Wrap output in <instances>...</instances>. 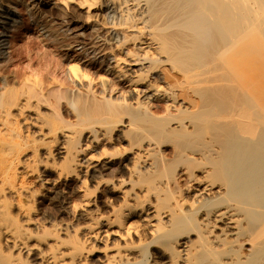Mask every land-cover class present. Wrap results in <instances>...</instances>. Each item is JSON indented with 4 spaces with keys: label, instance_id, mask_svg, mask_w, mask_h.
Segmentation results:
<instances>
[{
    "label": "bare ground",
    "instance_id": "obj_1",
    "mask_svg": "<svg viewBox=\"0 0 264 264\" xmlns=\"http://www.w3.org/2000/svg\"><path fill=\"white\" fill-rule=\"evenodd\" d=\"M23 2L0 0V73L11 63L6 37L13 6ZM60 4L85 10L94 38L65 45H82L79 55H92L89 61L106 67L112 79L98 83L109 97H77L81 90L93 95L96 77L75 62L66 67L69 90L61 89L68 83L56 73L52 77L45 99L55 96L57 104L50 120L40 113L29 118L28 110L25 118L32 99L41 103V77L23 75L21 87L13 89L12 79L0 74V235L27 230L22 220L34 223L30 201L37 190L30 186L40 177L38 167L50 163L61 167L49 184L55 200L57 185L75 176L81 185L120 194L112 219L98 221L99 231L89 232L105 243L104 251L114 238L121 241L103 253L105 264H264V2ZM118 93L120 99L111 101ZM60 101L73 104L76 123L62 120ZM119 126L128 147L115 143L110 149ZM49 135L52 145L42 142ZM40 141L48 147L46 161L37 154ZM31 147L30 165L25 152ZM107 171L126 177H114L113 184L112 176L104 178ZM150 200L154 204L146 206ZM85 202L94 205L95 198ZM85 254L74 251L71 260L82 262ZM9 263L0 258V264Z\"/></svg>",
    "mask_w": 264,
    "mask_h": 264
},
{
    "label": "rangeland",
    "instance_id": "obj_2",
    "mask_svg": "<svg viewBox=\"0 0 264 264\" xmlns=\"http://www.w3.org/2000/svg\"><path fill=\"white\" fill-rule=\"evenodd\" d=\"M23 1L24 2L22 4L20 3L13 6L15 7L13 10L14 14L11 16V19H13L9 23L10 28H8L9 31L7 32L8 34L6 37V42L8 44L6 57L9 59L11 58V63L7 66V68L5 67L0 74L2 78L8 76L12 79L10 85H12L13 89L21 87L19 83L20 79L23 78V75L28 77L29 80L34 79L38 76L41 77L44 86V90L42 91L41 96V103H39L38 100L36 101L35 99H32L29 106V108L31 109L29 110L28 107L25 109L24 117H27V113L29 118L32 116L39 117L40 115H37L38 113H40L43 115V118L50 120V116L54 114L52 112L54 111L52 107H54L53 103L56 100V97L51 96L50 94L48 95L50 97L46 96L47 99H52V97H55V100L52 99L51 102V99H49L50 101L45 99V95L48 92V89H50L51 87L53 88V84L51 85V82H53L54 78L52 77H54L56 73V75L59 76L58 78L61 77V80H63L64 83H68V79L66 77V67L70 64H74L75 62H79V66L81 67V69L87 72L90 77H96V86H94L93 95L87 93V90H85L86 92L84 90H81V93L79 92V95L76 94L78 95L77 97L84 98L85 96V98L91 97L96 98V100H104L106 98L105 100H107L109 94L106 95V93H103L101 91L102 86L98 83L101 81L99 79L103 77H106V79L108 80L112 79V76L105 74L106 67L98 63L89 61L88 59L92 55H90L88 58H85V56H83L82 54L79 55L83 51V49H81L82 45L74 46V49L72 50H70L69 47L67 48L66 46L73 40H77L79 42L87 44L94 38V32H92V28L89 26V23H87V15L85 13V10H79L74 5L68 8H64L61 4L59 5L60 0ZM262 1L264 2V0ZM36 52L40 54V58L36 57ZM38 59L40 61H37ZM54 64L56 65V67H54ZM48 66H51L49 70ZM33 73L36 74L34 75ZM43 78L45 79L43 80ZM83 85L86 86L87 83L83 82ZM69 86L70 84L68 83L64 88L61 89H68ZM84 93L88 95H85ZM73 96L74 94H72V98ZM112 99L111 101L120 99L119 93L112 96ZM35 102L40 105L36 106ZM41 104L43 107L41 106ZM55 104H57V102ZM59 106L60 108H58V111L60 112V116L63 117L62 120H66V123L71 122V124L77 122L76 113L74 112L75 110H73L74 107L72 109V103L70 105H67V103L61 102ZM61 108H63V111L61 110ZM14 109L16 108H12V111H14L13 113L17 114V109ZM16 114L15 116L17 117ZM41 120L43 119L41 118ZM121 128L123 127L119 126V128H117L119 129V133L116 131L114 135V139L117 140H115L114 145L108 146L110 147V149L112 148V146H115V143L117 147L120 148L121 146H124V148L128 147L127 143L123 141V138H127L125 137L126 134L124 135L120 132L121 130L123 131L124 128ZM44 138L45 139H43L42 142H48L49 145H52L50 143V135L45 136ZM29 140L33 141L35 139H31L29 137ZM126 140H128V138ZM119 144L121 146H118ZM44 145L43 143L38 145V148H40H37V154L38 156L42 154L39 156V158H41L40 160L46 161L44 159L45 157L43 155V152L47 150L48 147H44ZM31 151L33 152L32 147L29 149L27 148V151L25 152V159L29 157L27 162H30L32 159L34 160V157H31L33 156L31 155ZM168 152L169 151H167L166 153ZM58 161L61 162V160ZM31 162L33 163V161ZM31 162L29 163L30 165L32 164ZM46 165L47 167H45ZM50 167V163L39 166V170L37 169L36 172L40 174V177L36 181L32 182L30 186L33 190H37L34 198H32V200L30 199V205L33 207V210H31L30 212V216H32V218L34 217L33 219L35 221L33 224L26 222L25 224L22 220V225H24L23 228L25 229V227H27L28 230H23L25 233L21 230L17 232L18 235H20L19 239L23 236L21 238V243L23 242L22 246H19L20 241H18L19 239H17V233L13 236L16 237V242H13L14 240L12 237V233L0 235V258H2L4 261H7L8 263L11 262L12 264H58L61 261H64L67 264H105L103 262V259H101L103 253L110 252V247H112V250L115 249V245L120 247L122 243L119 239L114 238L112 243H106V245H109L110 247L108 246V251H104L105 243H101L97 238H92L89 232L97 233L99 231V226L96 224L98 221L112 219V209H117L122 204L120 194L118 192L106 194L104 190L102 191L103 188L96 189L94 184L88 182H86V185H81L78 182L79 177L71 176L72 178L69 179L68 182L64 181L57 185V194L60 200H55V197H53L54 195L51 193V186L49 184L56 179V174L57 172H59V168L61 167ZM25 171L28 172L29 168ZM39 171H41V173ZM107 172L106 175H104V178L112 180L113 175H110V172ZM121 175L123 174L120 173L119 175H116L118 177L117 180ZM124 176L125 174L123 175V177ZM114 177V180L112 182L113 184L117 181ZM20 179L22 180V178ZM87 193L89 195H86ZM87 196L95 198L94 205L85 204ZM61 201L65 202V204H61ZM152 204L154 203L151 202V200L145 203L146 206ZM10 211V213L12 214L13 212L14 214L16 212L14 211V209H10ZM42 212L44 213V215H46V217H44ZM132 221H134V226H136L139 230L142 228V224L139 220L134 219ZM11 228L14 229L13 226ZM24 239L26 240L24 241ZM16 243L19 244L17 245ZM26 249L30 250H27L29 252L28 256H26L28 253L27 251H25ZM81 249H84V251L86 252L85 259L82 262L72 261V253H74V251L77 252ZM38 258H41L42 261H40V259Z\"/></svg>",
    "mask_w": 264,
    "mask_h": 264
}]
</instances>
